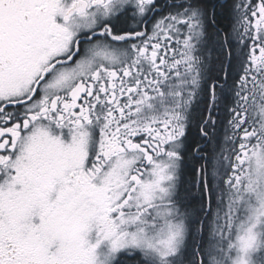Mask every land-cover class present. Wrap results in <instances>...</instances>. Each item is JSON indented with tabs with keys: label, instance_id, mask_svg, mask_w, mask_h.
Instances as JSON below:
<instances>
[{
	"label": "snow or ice",
	"instance_id": "6c2138e0",
	"mask_svg": "<svg viewBox=\"0 0 264 264\" xmlns=\"http://www.w3.org/2000/svg\"><path fill=\"white\" fill-rule=\"evenodd\" d=\"M0 264H264V0H0Z\"/></svg>",
	"mask_w": 264,
	"mask_h": 264
}]
</instances>
